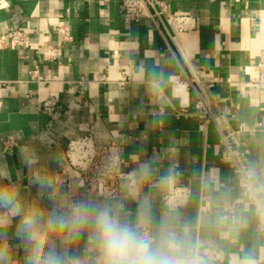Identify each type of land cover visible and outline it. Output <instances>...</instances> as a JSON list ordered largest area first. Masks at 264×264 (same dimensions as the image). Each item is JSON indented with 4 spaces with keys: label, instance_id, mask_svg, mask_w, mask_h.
Instances as JSON below:
<instances>
[{
    "label": "crops",
    "instance_id": "crops-1",
    "mask_svg": "<svg viewBox=\"0 0 264 264\" xmlns=\"http://www.w3.org/2000/svg\"><path fill=\"white\" fill-rule=\"evenodd\" d=\"M161 1L173 15L196 21L192 31H168L175 38L166 35L171 52L147 18L123 24L121 0H0V38L20 29L28 40L27 48L0 47V170L9 171L31 201L38 196L33 176H60L68 141L91 132L96 145H105L118 135L111 152L127 162L126 172L153 162L151 186L142 195L152 198L157 218L165 196L176 188L187 194L176 207L192 242H199L203 264H231L234 256L264 264V229L218 158L219 133L242 126L234 141L255 173L253 187L264 182V104L255 88L245 86L264 49V0ZM57 24L69 31L70 42L61 40ZM49 46L60 49L58 59H43ZM128 64L132 81L119 86L120 68ZM34 70L37 76L30 74ZM193 74L208 81L213 99L214 125L204 130L195 118L175 115L176 84ZM101 77L109 82H96ZM188 97L191 113L194 93ZM49 98L55 105L47 114L42 101ZM8 139L16 145L5 150ZM22 153L34 154L35 162L25 166ZM161 177L170 180L160 186ZM124 196L121 187L113 200ZM257 196L264 205V193ZM233 201L234 212H224ZM41 203L53 207L46 195ZM127 207L135 214V201ZM14 227L13 221L6 242L22 259ZM213 253L222 262L213 261Z\"/></svg>",
    "mask_w": 264,
    "mask_h": 264
},
{
    "label": "clouds",
    "instance_id": "clouds-1",
    "mask_svg": "<svg viewBox=\"0 0 264 264\" xmlns=\"http://www.w3.org/2000/svg\"><path fill=\"white\" fill-rule=\"evenodd\" d=\"M22 163L30 166L35 156L22 153ZM152 161H144L125 177L121 200H103L60 191L54 177L35 175L32 183L38 196L25 200L11 173L0 170V264H203L199 242L193 243L191 228L182 223L176 205L166 202L159 218L154 214L150 195ZM249 180L255 173L250 171ZM170 177H161L164 186ZM252 187L264 193V182ZM52 202L51 209L41 201ZM135 201V214L127 207ZM15 222L12 236L22 246L18 259L7 244L8 229ZM231 264H261L252 258L234 256Z\"/></svg>",
    "mask_w": 264,
    "mask_h": 264
},
{
    "label": "built area",
    "instance_id": "built-area-1",
    "mask_svg": "<svg viewBox=\"0 0 264 264\" xmlns=\"http://www.w3.org/2000/svg\"><path fill=\"white\" fill-rule=\"evenodd\" d=\"M122 22L125 26H132L139 23L142 18H147L154 30L165 41L170 52V46L167 44L166 35L173 41V35H169L168 31L173 33L189 32L196 28V21L189 16L173 15L170 12L169 5L161 0H121ZM56 33L61 40L68 43L72 37L67 29L60 24L55 25ZM20 47L27 48L28 40L24 31L20 29L11 30L6 37L0 38V47ZM44 60H56L60 56V49L49 46L42 53ZM256 75L246 83V88H255L264 104V49L258 53V60L255 65ZM37 76V71L30 73ZM133 66L128 64L126 68H120V80L117 82L119 86H123L132 81ZM40 79V78H38ZM96 82L107 83L106 77L96 79ZM194 93L195 101L193 103V111L190 113V102L188 94ZM174 95L177 99V108L175 110L176 117H193L197 120L198 126L204 130L207 125L213 124L214 120L211 114L213 99L209 91V83L193 74L190 78H186L185 82L177 83L174 89ZM55 105L53 98L42 101V111L50 114ZM243 130L229 131L227 136L220 135L221 147L218 158L221 164L227 167L232 173L236 184L245 194V203L253 206V212L257 218V226L264 229V205L261 203L257 194L252 191V180H249L248 173L252 171L245 159L244 153L235 143L234 138ZM230 138L232 143L228 142ZM119 136L112 135L111 139L105 145H96L93 142L91 132L78 136L68 141L63 153V166L61 174L55 180L59 181L60 187L64 192L73 194V197L80 199L82 196H93L104 199L106 196L112 199L121 193V185L124 183L125 177L129 175L126 172L127 162L118 154L111 152V149L118 145ZM4 149H12L16 143L13 139L2 142ZM253 186V185H252ZM187 195L182 189H174L171 195L163 198L166 202L179 204L180 196ZM235 202L228 203L223 211L233 213ZM213 261L222 262L217 253L211 256Z\"/></svg>",
    "mask_w": 264,
    "mask_h": 264
}]
</instances>
